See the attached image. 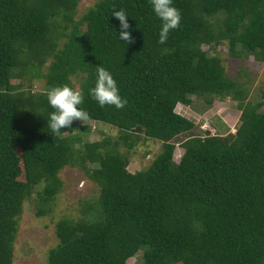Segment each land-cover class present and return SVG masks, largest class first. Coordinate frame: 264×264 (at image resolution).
<instances>
[{"label":"trees","instance_id":"1","mask_svg":"<svg viewBox=\"0 0 264 264\" xmlns=\"http://www.w3.org/2000/svg\"><path fill=\"white\" fill-rule=\"evenodd\" d=\"M78 1L0 0V264H11L22 200L35 188L46 206L68 164L98 194L80 218L55 223L44 264H264V98L249 99L216 50L224 44L232 58L264 62V0H172L180 27L164 44L150 0H98L76 19ZM114 9L127 14L133 42L119 39ZM98 66L117 82L123 108H102L89 94ZM26 74L24 87L11 81ZM62 84L80 89L79 108L117 137L83 141L73 124L51 133L45 93ZM227 97L239 111L233 133L220 121L193 134L174 110ZM137 138L160 148L130 172L125 151Z\"/></svg>","mask_w":264,"mask_h":264},{"label":"rangeland","instance_id":"2","mask_svg":"<svg viewBox=\"0 0 264 264\" xmlns=\"http://www.w3.org/2000/svg\"><path fill=\"white\" fill-rule=\"evenodd\" d=\"M98 0H79L76 6L75 18L77 19L85 10L92 7ZM206 46H203L205 49ZM219 52L225 73L239 81H245L248 88L249 99L264 98V62L258 63L249 56L244 59H236L227 55L226 46L220 45L216 48ZM45 63L39 70L42 74L45 71ZM240 72V75L237 73ZM29 74L20 78L12 79L13 83H21V87L26 86ZM33 90H41L43 81L41 78H30ZM76 86V85H75ZM236 101L228 97L223 100L214 99L210 105L201 104L200 101L192 98L190 105L176 104L174 110L190 119L194 127L191 133L202 135L205 130L210 133L214 128L212 123L218 124L220 121L226 125V129L233 133L237 124L239 111L235 106ZM264 110V106L261 107ZM73 133L83 141L99 140L102 137L114 139L117 131L107 124L74 120ZM80 126H85L86 131H82ZM223 129L222 132H225ZM176 139L175 141H177ZM160 148V143L154 139L141 140L137 138L136 145L125 151L128 157L127 170L133 172L146 166ZM124 151L123 147H119ZM181 148L175 145L173 159L176 161L181 154ZM57 177L61 182L60 187L46 206H39L36 201L35 188L30 196L24 198L18 214L15 217L14 240L11 248V264H44L47 252L57 243L54 234L55 223L62 218L77 219L82 213L81 209L87 204L92 203L98 194L97 186L93 181L86 177L76 164L63 166L58 172ZM39 207L45 208V212L37 215ZM137 257L127 259L128 264H137Z\"/></svg>","mask_w":264,"mask_h":264},{"label":"clouds","instance_id":"3","mask_svg":"<svg viewBox=\"0 0 264 264\" xmlns=\"http://www.w3.org/2000/svg\"><path fill=\"white\" fill-rule=\"evenodd\" d=\"M150 5L161 21L158 42L164 44L170 31L180 27L181 13L173 6L172 0H150ZM112 15L120 22L119 39L133 42L128 31V16L124 10L114 9ZM89 94L102 108L114 106L121 109L127 103L121 98L117 82L111 73L102 66L96 68L95 84L89 89ZM45 95L49 105L54 109L49 114L48 127L57 137L61 135V129L70 128L74 120H81L84 123L88 120L87 113L79 108L83 102V93L80 89L70 87L68 84L56 85L48 89Z\"/></svg>","mask_w":264,"mask_h":264}]
</instances>
